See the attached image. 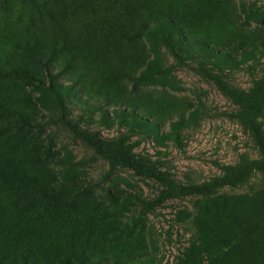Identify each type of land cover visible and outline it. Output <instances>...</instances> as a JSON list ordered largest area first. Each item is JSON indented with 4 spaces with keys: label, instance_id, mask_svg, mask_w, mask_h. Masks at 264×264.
<instances>
[{
    "label": "rangeland",
    "instance_id": "1",
    "mask_svg": "<svg viewBox=\"0 0 264 264\" xmlns=\"http://www.w3.org/2000/svg\"><path fill=\"white\" fill-rule=\"evenodd\" d=\"M55 15L77 61L53 90L32 93L30 108L51 141L42 134L34 153L27 136L1 134L0 163L74 204L21 208L0 181V258L61 264L59 251L81 243L105 264H262L263 172L210 195L157 202L162 183L110 164L64 121L128 144L182 184L257 159L239 107L212 75L244 92L261 85L264 94V0H0V70H27L29 63L10 64L22 62L16 45L50 37ZM168 15L180 26H167ZM130 22L128 37L116 41ZM16 82L0 80V94L6 85L3 99L19 108L30 97Z\"/></svg>",
    "mask_w": 264,
    "mask_h": 264
},
{
    "label": "trees",
    "instance_id": "2",
    "mask_svg": "<svg viewBox=\"0 0 264 264\" xmlns=\"http://www.w3.org/2000/svg\"><path fill=\"white\" fill-rule=\"evenodd\" d=\"M126 7L130 6L127 1ZM60 17L56 15L50 19L51 24L57 25ZM167 26H180L178 21L171 15L163 19ZM62 19L59 23L61 24ZM58 28L46 40L30 43L25 41L19 43L17 50L22 56L21 61H11V63H29L27 70L25 68H18L16 70H0V80L12 77L17 80L18 87L27 92L29 100L24 102L23 106L10 105L7 100L3 99V95L7 94V86L0 94V122H4V126H0V135L6 132L13 134L27 136L31 141L33 147L31 150L35 153L39 148L44 147L40 144L44 134L47 137V142L51 141V136L46 133L43 125L40 124L39 113L34 108L33 92L42 93L44 90H53V84L57 82L60 74L70 68V63H76L77 59L74 53L67 51L68 42L70 41L69 35L63 31L60 32V24ZM49 23L47 22V26ZM133 24L130 22L128 25L120 24L119 32L113 38L120 43L128 37L126 35L128 30L131 31ZM149 30V27H145ZM165 43L170 45V39L164 37ZM55 63H62L58 71L55 72ZM216 84L220 89L239 107V120L242 127L250 135L254 145L258 150L259 157L257 159H250L242 157L235 164L222 165L221 173L212 177L207 182L202 184H182L175 180L170 179L164 172L154 168L147 159L135 155L128 144L122 142H111L103 138L98 132L89 131L79 128L76 124L69 120H65L67 128L70 132L89 145L101 157L106 159L112 165H122L131 169L134 173L140 176L150 177L164 185L160 192L157 202H162L170 198L179 196L191 195H210L217 189L222 187L234 186L246 179L252 172L260 171L264 173V130L261 125V116L263 111L264 94L261 91L260 85L254 93L244 92L241 89L231 87L223 83L217 76L212 75ZM18 98V97H17ZM13 96L12 104L17 101ZM24 100V98H23ZM22 100V101H23ZM9 104V105H8ZM50 147L46 150L48 152ZM5 163H0V181L7 192H11L18 197L21 208H26L34 204L35 200H43L50 203L54 207L72 206L74 199L66 202L65 199L57 192L48 190L43 186H38L36 180H32L26 175L7 169L9 166L4 167ZM26 198V199H25ZM31 198V199H30ZM60 257L58 260L63 259L61 264H105L102 261L93 257L92 247L77 243L69 246L65 250L59 251ZM28 257L27 250L24 251L22 258ZM0 264H14L7 263L4 259L0 258ZM208 264H216V259L213 258ZM262 264H264V251Z\"/></svg>",
    "mask_w": 264,
    "mask_h": 264
}]
</instances>
